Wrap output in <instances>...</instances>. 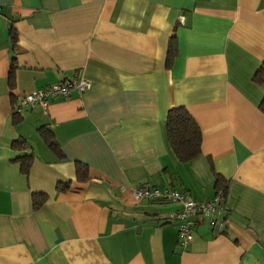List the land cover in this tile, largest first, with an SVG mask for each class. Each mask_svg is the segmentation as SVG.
Listing matches in <instances>:
<instances>
[{
	"label": "crops",
	"instance_id": "1",
	"mask_svg": "<svg viewBox=\"0 0 264 264\" xmlns=\"http://www.w3.org/2000/svg\"><path fill=\"white\" fill-rule=\"evenodd\" d=\"M263 59L264 0H0V264H264ZM81 76L85 91L14 111L18 93ZM172 105L202 131L187 161ZM139 186L224 188V208L182 246L165 219L180 202Z\"/></svg>",
	"mask_w": 264,
	"mask_h": 264
},
{
	"label": "built area",
	"instance_id": "2",
	"mask_svg": "<svg viewBox=\"0 0 264 264\" xmlns=\"http://www.w3.org/2000/svg\"><path fill=\"white\" fill-rule=\"evenodd\" d=\"M90 85V80L81 76L78 79H68L18 93L15 96V108L34 107L36 104L47 105L50 98L70 96L73 92H83ZM137 198L155 200H174L180 202V207L168 212L165 219L175 222L178 227L179 243L185 246L193 236L196 215H206L211 222L216 221L217 212L224 208V195L221 190L209 199L199 200L186 191L158 186H139L134 189ZM221 225V222L219 223Z\"/></svg>",
	"mask_w": 264,
	"mask_h": 264
},
{
	"label": "trees",
	"instance_id": "3",
	"mask_svg": "<svg viewBox=\"0 0 264 264\" xmlns=\"http://www.w3.org/2000/svg\"><path fill=\"white\" fill-rule=\"evenodd\" d=\"M10 36L13 43H15L17 35L13 26L10 27ZM173 45L174 42L172 39L170 42V54L173 53ZM255 77L264 82V59L262 60L260 66L256 69ZM259 107L264 110V95L259 102ZM18 110L19 109H16L14 106V111L16 112ZM166 129L168 141L172 151L180 161L190 160L201 152L202 131L195 118L184 105H172L168 108L166 114ZM39 130L48 145L54 149H57L58 142L53 137L52 132H48V130L43 125L39 126ZM13 145L25 148L29 146V143L24 137H20L13 141ZM16 158L20 161L22 171L27 173L30 167L32 153L26 152L19 154L16 156ZM76 166L79 176H85L87 164L77 160ZM219 180L220 177L219 174H217L216 183ZM218 190H221L223 195H225L224 188H220ZM44 199L45 194L42 195L39 192H34L35 207L39 206L44 201Z\"/></svg>",
	"mask_w": 264,
	"mask_h": 264
}]
</instances>
